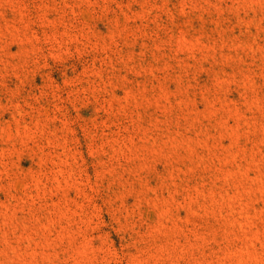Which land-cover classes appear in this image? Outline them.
<instances>
[{"label": "rangeland", "instance_id": "374dc122", "mask_svg": "<svg viewBox=\"0 0 264 264\" xmlns=\"http://www.w3.org/2000/svg\"><path fill=\"white\" fill-rule=\"evenodd\" d=\"M0 264H264V0H0Z\"/></svg>", "mask_w": 264, "mask_h": 264}]
</instances>
